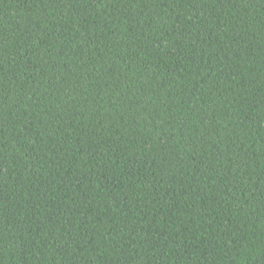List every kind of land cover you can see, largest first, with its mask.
Wrapping results in <instances>:
<instances>
[{"label": "trees", "instance_id": "trees-1", "mask_svg": "<svg viewBox=\"0 0 264 264\" xmlns=\"http://www.w3.org/2000/svg\"><path fill=\"white\" fill-rule=\"evenodd\" d=\"M0 264H264V0H0Z\"/></svg>", "mask_w": 264, "mask_h": 264}]
</instances>
